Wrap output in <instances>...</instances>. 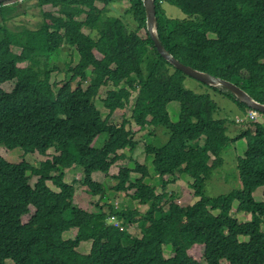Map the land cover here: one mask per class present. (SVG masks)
Segmentation results:
<instances>
[{
    "label": "trees",
    "instance_id": "trees-1",
    "mask_svg": "<svg viewBox=\"0 0 264 264\" xmlns=\"http://www.w3.org/2000/svg\"><path fill=\"white\" fill-rule=\"evenodd\" d=\"M19 2L0 4V86L14 82L11 91L0 89V145L21 148L24 155L54 154L37 164L11 163L0 156V264H200L189 254L195 245L204 246L207 264H264V199L253 196L263 188L264 198V120H254L255 131L238 137L247 139L237 166L242 188L209 197L205 184L224 163L223 153L234 139L227 121L215 117L218 106L211 95L187 89L188 76L158 52L143 0H36L42 21L35 29L9 26L26 13ZM122 2L129 3L128 10L115 17L111 11ZM97 4L103 7L95 15L91 11ZM48 5L57 11L44 10ZM165 5L200 19L171 18ZM155 6L157 38L175 59L237 85L264 105V0H155ZM63 53L71 60L61 58ZM54 73L71 76L59 87L52 81ZM109 86L102 99L104 116L97 98ZM208 87L225 90L243 111L250 110L225 87ZM133 93L135 124L141 131L155 127L150 134L168 137L165 144L145 146L162 180L161 193L146 182L148 164L130 160L133 167L112 175L117 181L112 190L132 192V201L148 207L144 215L101 204L106 188L92 177L96 172L108 177L120 152L138 146L130 120L111 122ZM172 102L181 106L176 123L168 112ZM103 135L107 140L97 148ZM74 167L83 169L81 185L87 192L100 197L93 210L74 201L79 181L65 179V170ZM181 167L193 178L198 199L187 208L166 192ZM132 174L140 177L132 180ZM236 202L237 212L251 215L250 221L231 215ZM25 216H30L27 222ZM133 225L140 227L142 238L129 232ZM72 229H78V236L65 240L64 233ZM89 241V254L79 253L81 243Z\"/></svg>",
    "mask_w": 264,
    "mask_h": 264
},
{
    "label": "rangeland",
    "instance_id": "rangeland-1",
    "mask_svg": "<svg viewBox=\"0 0 264 264\" xmlns=\"http://www.w3.org/2000/svg\"><path fill=\"white\" fill-rule=\"evenodd\" d=\"M21 1V0H20ZM13 2V1H12ZM11 2V3H12ZM21 3V2H19ZM23 4L20 8L22 12H26L24 15H20L17 19H13L9 23V26L13 28L14 26H20L21 24L27 26L29 29H35L38 27L39 23L42 21L40 14V11L38 8L34 7L36 5V0H22ZM102 4H97L95 9L91 11L92 14L98 15L100 10L102 9ZM129 3L128 2H122L120 5H116L114 7V11H111V13L117 17L120 15L125 14L126 10H128ZM44 10L48 12H56L57 9L51 5L45 6ZM111 10V9H110ZM164 10L166 11L167 15L174 19H192V20H199V16H188L186 15L180 8L171 6V5H165ZM126 23L131 22V17H126L125 19ZM84 33L89 34L90 31L88 29L83 30ZM142 35L145 37L146 32L143 31ZM211 38H215V35L211 34ZM15 51L18 52L19 49L14 48ZM95 54L98 58L101 57V54L98 51H95ZM74 61H76V58H78V55L75 53L71 54ZM76 57H74V56ZM61 58L67 59V61L71 60V56H66L64 53L62 54ZM52 62H57L56 60H53ZM21 67H24V65H20ZM71 74H59L54 73L52 75V81L53 83L57 84L59 87L69 80ZM216 77V76H215ZM218 78V77H217ZM75 86V85H74ZM14 87V82H7L0 86V89L4 91H11ZM185 87L189 90H192L193 92L197 94H210L212 99L215 101V103L218 106V110L215 114V117L217 119H223L227 121V129H228V135L234 139V141L230 144L228 149L223 153V159L224 163L215 170L209 179L207 180L205 184V192L206 195L209 197H219L223 195H229L235 191H238L241 188L240 184V178H239V172L237 168V159L238 157H243L245 154V151L247 150V141L246 139L238 138V136L245 130V125H238L239 118L244 119L247 116V112L243 111V108L240 107L234 100H232L226 93L225 90L221 89L223 92H215L213 89L209 88L207 85H204L200 83L199 81L187 77L185 81ZM212 87H218V86H212ZM112 86L109 87H103L100 91V94L97 98V107L98 109H102V99L106 97L107 92L109 89H111ZM136 96V93H133V97L131 100V103L128 105V107L125 110H119L117 111L114 116L111 119V122L114 124H121L124 119H128L131 121L130 128L135 132V140L138 144L136 149L134 151H130L128 149L120 152L121 160L112 167L108 177L104 176L102 173H94L92 175L93 179L97 182H102V184L106 188V195L104 199L101 200V204H104L105 202L112 204L119 208H132L137 209L140 212V215H144L146 213V210L148 209L147 206H143L138 204L137 202L132 201L130 198V194L132 193H116L112 190L113 186L117 184V181L112 178V175L118 174L119 169L123 166H129L133 167L132 161H138L141 163L148 164L151 170L150 178L146 180L148 184L155 185L158 189L157 192H162V180L157 177V174H154V168L151 164V158L150 160L147 158L146 152H145V146L146 144H165L168 141V137H164L162 139L160 136H157L155 134H150L152 131L155 130V127H147L145 130H140V128L135 124V122L132 119L133 116V108H134V98ZM103 115L106 116L107 112L102 109ZM180 111L181 106L179 102H172L168 106V112L170 114L171 122L176 123L179 120L180 117ZM259 122H262L264 120L263 117L258 118ZM237 121V123H236ZM254 125V124H253ZM253 125L246 124V126L249 128V130H255ZM162 128V127H161ZM162 133L164 134V130L162 128ZM107 140V136L103 135L100 136L95 146L97 148H101L105 141ZM48 156H41L39 154L34 155H24V151L21 148H16L14 150H9L5 146L0 145V156L4 157L6 160H8L11 163H20L21 161H28L32 164H37L40 161H44L47 158H50L54 154V150H49ZM132 160V161H130ZM180 170V171H179ZM178 172H176V179L174 183H171L167 186V194H173L175 196V201L178 205L181 207H188L193 206L198 199L196 198L194 191L192 190L191 186L193 185V178L188 176L187 174H184L185 169L181 167ZM66 173V182L72 183L73 181H79V184L77 182L75 188V197L74 201L77 203L81 208L86 210H93V207L96 205L97 202H99L100 197H92L88 192L87 189L81 185L82 182V176H83V169L80 167H74L69 170H65ZM137 177H140L138 174H132V180L136 179ZM168 179V178H166ZM37 178H33L31 180V184L34 185ZM48 185L55 191H58L51 182L48 183ZM255 199L257 201H263V188H259L258 191L255 194ZM237 203H235V206ZM31 212H34V208L31 207ZM231 215L237 219L240 222H247L250 220V217L245 213H238L236 211V208L231 211ZM30 216L23 217V222H27L29 220ZM113 222V221H112ZM129 232L134 235L135 237L142 238V233L140 230V227L137 225H133L129 227ZM78 230L72 229L71 231H68L64 233L63 238L65 240L68 239H75L78 236ZM242 240H248V238L244 237L241 238ZM91 250V242H84L81 243L77 251L83 255L89 254ZM189 254L197 261L200 262V264H207L206 261L203 259L204 255V246L203 245H195L193 249L189 251ZM166 257H171L173 253L167 249L165 252ZM10 262V261H9ZM223 264H229L226 261L222 262Z\"/></svg>",
    "mask_w": 264,
    "mask_h": 264
},
{
    "label": "water",
    "instance_id": "water-1",
    "mask_svg": "<svg viewBox=\"0 0 264 264\" xmlns=\"http://www.w3.org/2000/svg\"><path fill=\"white\" fill-rule=\"evenodd\" d=\"M12 1L13 0H0V4H8ZM143 3L146 10L147 30L161 56H163L170 64H172L175 68L180 70L186 76L193 78L208 86H223L230 92H232L241 103L247 105L251 109H254L264 114V105L255 101L248 93H246L237 85L221 78H217L213 75L197 71L189 66H185L180 63L177 59H175L173 55L170 54L165 49V47L161 45L157 38L155 0H143Z\"/></svg>",
    "mask_w": 264,
    "mask_h": 264
},
{
    "label": "clouds",
    "instance_id": "clouds-1",
    "mask_svg": "<svg viewBox=\"0 0 264 264\" xmlns=\"http://www.w3.org/2000/svg\"><path fill=\"white\" fill-rule=\"evenodd\" d=\"M14 1V0H13ZM21 3H22V0L20 1ZM203 84V83H202ZM204 85H206V84H204ZM208 86V85H207ZM212 87V86H211ZM240 102V101H239ZM247 112V116L244 118V119H241V118H239V121H238V125H245V130L240 134V135H242L244 132H246V131H248L249 130V128L246 126V124H250L251 126L253 125L252 123H253V121L254 120H256V121H259L258 120V118L259 117H263V114L261 113V112H259V111H256V110H254V109H251L250 108V110H248V111H246ZM251 113H255L256 114V116L254 117V118H252L251 117ZM236 123H237V121H236ZM253 127H254V125H253ZM254 129H255V127H254ZM252 130V129H251ZM253 131V130H252ZM255 131V130H254ZM253 131V132H254ZM239 135V136H240ZM238 136V137H239ZM246 139V138H245ZM246 141H247V139H246ZM240 157H238V159H239ZM214 159V158H213ZM238 159H237V166H238ZM239 172V171H238ZM102 183V182H101ZM240 184H241V181H240ZM241 188H242V184H241ZM240 188V189H241ZM258 191V190H257ZM256 191V192H257ZM256 192L253 194V196H254V198H255V194H256ZM256 200V199H255ZM237 203V202H236ZM237 205H238V203H237ZM237 205L235 206L234 205V207L236 208V211H237ZM234 209V208H233ZM246 214V213H245ZM249 217H250V220H251V215H249V214H247ZM249 220V221H250ZM113 221V222H112ZM110 222L111 223H113L116 227H119L120 225H119V223L116 221V220H114V219H112V220H110ZM78 230V229H77ZM227 262V261H226ZM223 264V263H222Z\"/></svg>",
    "mask_w": 264,
    "mask_h": 264
},
{
    "label": "built area",
    "instance_id": "built-area-1",
    "mask_svg": "<svg viewBox=\"0 0 264 264\" xmlns=\"http://www.w3.org/2000/svg\"><path fill=\"white\" fill-rule=\"evenodd\" d=\"M256 116L255 113H251V117L254 118Z\"/></svg>",
    "mask_w": 264,
    "mask_h": 264
},
{
    "label": "crops",
    "instance_id": "crops-1",
    "mask_svg": "<svg viewBox=\"0 0 264 264\" xmlns=\"http://www.w3.org/2000/svg\"><path fill=\"white\" fill-rule=\"evenodd\" d=\"M24 1H26V0H24Z\"/></svg>",
    "mask_w": 264,
    "mask_h": 264
}]
</instances>
